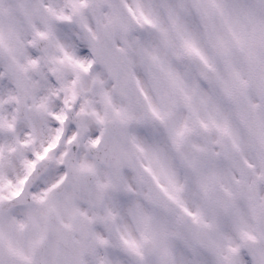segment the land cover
<instances>
[{"label": "snow or ice", "instance_id": "6c2138e0", "mask_svg": "<svg viewBox=\"0 0 264 264\" xmlns=\"http://www.w3.org/2000/svg\"><path fill=\"white\" fill-rule=\"evenodd\" d=\"M0 264H264V0H0Z\"/></svg>", "mask_w": 264, "mask_h": 264}, {"label": "clouds", "instance_id": "9594fccd", "mask_svg": "<svg viewBox=\"0 0 264 264\" xmlns=\"http://www.w3.org/2000/svg\"><path fill=\"white\" fill-rule=\"evenodd\" d=\"M73 35H75V33H73ZM99 134H100L99 130H97V135H99ZM157 138L160 140L161 146H164V141L166 140V137L161 138L158 136ZM101 147H102V145H101ZM81 150H82V145L80 147H77V145H75V144L71 146L72 152L79 153ZM96 151L97 150H94V152H96ZM129 182L135 186V181L132 179L131 174L129 175ZM122 215L124 216V222L128 223L129 225H133V221H132L131 217H128L126 215V213H122Z\"/></svg>", "mask_w": 264, "mask_h": 264}]
</instances>
